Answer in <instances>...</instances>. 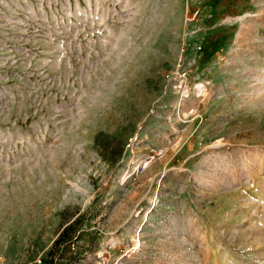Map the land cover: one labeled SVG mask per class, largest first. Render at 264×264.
<instances>
[{
	"label": "rangeland",
	"instance_id": "1",
	"mask_svg": "<svg viewBox=\"0 0 264 264\" xmlns=\"http://www.w3.org/2000/svg\"><path fill=\"white\" fill-rule=\"evenodd\" d=\"M60 236L264 264V0H0V264Z\"/></svg>",
	"mask_w": 264,
	"mask_h": 264
},
{
	"label": "trees",
	"instance_id": "2",
	"mask_svg": "<svg viewBox=\"0 0 264 264\" xmlns=\"http://www.w3.org/2000/svg\"><path fill=\"white\" fill-rule=\"evenodd\" d=\"M63 237H59L56 240V245L55 248L51 251L52 253V258L51 262L57 263V264H62L67 262L69 259H71V254H72V249L70 247L69 243H63Z\"/></svg>",
	"mask_w": 264,
	"mask_h": 264
},
{
	"label": "built area",
	"instance_id": "3",
	"mask_svg": "<svg viewBox=\"0 0 264 264\" xmlns=\"http://www.w3.org/2000/svg\"><path fill=\"white\" fill-rule=\"evenodd\" d=\"M181 66V65H180ZM179 71H181L180 69H179ZM186 74H187V72L186 71H182V72H180L179 73V77H181V79H182V82L179 84V87L180 88H182L183 86H184V84H183V82H184V77L186 76ZM81 260V262H82V264H86L87 262H86V259H80ZM35 264H45V261H44V259H43V256H40L38 259H37V261L35 262ZM52 264H54V263H52ZM56 264V263H55ZM64 264H77L76 263V261H71V260H68L67 262H65Z\"/></svg>",
	"mask_w": 264,
	"mask_h": 264
}]
</instances>
